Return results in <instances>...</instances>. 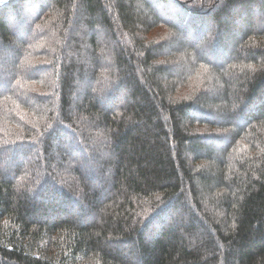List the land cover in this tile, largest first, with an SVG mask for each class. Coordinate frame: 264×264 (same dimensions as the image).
Wrapping results in <instances>:
<instances>
[{
  "label": "trees",
  "instance_id": "1",
  "mask_svg": "<svg viewBox=\"0 0 264 264\" xmlns=\"http://www.w3.org/2000/svg\"><path fill=\"white\" fill-rule=\"evenodd\" d=\"M0 264H264V0L0 3Z\"/></svg>",
  "mask_w": 264,
  "mask_h": 264
},
{
  "label": "rangeland",
  "instance_id": "2",
  "mask_svg": "<svg viewBox=\"0 0 264 264\" xmlns=\"http://www.w3.org/2000/svg\"><path fill=\"white\" fill-rule=\"evenodd\" d=\"M4 1H6V0H0V3L4 2ZM97 149L100 150L99 147H97ZM103 158H105V157L103 156ZM80 168L82 169L83 172L85 171L84 165L81 164Z\"/></svg>",
  "mask_w": 264,
  "mask_h": 264
}]
</instances>
